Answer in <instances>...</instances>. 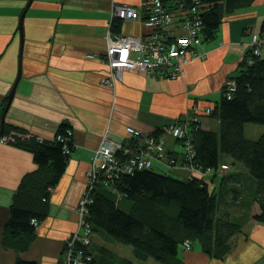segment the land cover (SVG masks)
I'll list each match as a JSON object with an SVG mask.
<instances>
[{
  "label": "crops",
  "instance_id": "1",
  "mask_svg": "<svg viewBox=\"0 0 264 264\" xmlns=\"http://www.w3.org/2000/svg\"><path fill=\"white\" fill-rule=\"evenodd\" d=\"M115 3L142 14L145 0H0V120L3 116V125L38 139H53L65 124L73 145L64 171L50 188L46 216L20 249L18 244L3 245L4 226L22 177L38 166L31 152L12 144L11 135L1 134L0 264H14L17 257L60 264L66 238L82 233L78 205L93 154L105 135L128 137L127 126L143 133L160 130L166 150H174L176 140L165 130L183 115L198 113L202 128L216 127L218 121L213 123L203 109L214 105L226 80L239 69L264 17V0L226 12L215 35L202 44L205 55L190 58L174 79L139 69H125L112 79L104 58ZM145 30L139 19H122L119 33ZM223 161L232 159L222 156ZM259 225L248 236L240 232L223 258L206 253L197 240L190 248L180 245L179 264H264ZM89 250L92 264H121L124 258L131 264H157L152 258H136L130 245L100 231H92Z\"/></svg>",
  "mask_w": 264,
  "mask_h": 264
},
{
  "label": "trees",
  "instance_id": "2",
  "mask_svg": "<svg viewBox=\"0 0 264 264\" xmlns=\"http://www.w3.org/2000/svg\"><path fill=\"white\" fill-rule=\"evenodd\" d=\"M252 1L202 0L203 42L215 35L226 12ZM145 4L146 0L143 9ZM121 22V18L112 16V33H119ZM258 34L264 37V17ZM229 79L234 90L227 96L223 88L210 111L204 113L216 119L218 125L202 128L198 113L193 112L190 115L195 114L199 122L190 123L184 137L189 142L190 153L185 154L182 144L183 153L173 150L176 160L181 157L201 174L191 172L180 177L170 171L143 168L120 172L108 184L98 183L89 194L83 213L91 232L100 231L112 240L130 245L138 259L179 264L178 247L184 241L191 245L197 240L206 253L217 258H223L234 248L237 234L242 231V222L233 217L236 206L248 210L256 204L259 212L252 218L264 221V131L250 138L244 127L247 122L264 125V50L252 54L250 48ZM67 129L65 124H60L53 139H38L26 136L21 128L3 125L2 135L11 131L10 142L31 152L38 166L36 171L22 177L13 194L3 245L18 244L20 249L25 248L37 224L46 216L50 188L64 171L73 146ZM159 131L153 133L161 135ZM56 135L64 137L63 140ZM222 156L230 157L232 162H222ZM220 164L227 168L219 170ZM89 253L92 264L90 250ZM14 264L37 262L17 257ZM121 264H131V260L124 258Z\"/></svg>",
  "mask_w": 264,
  "mask_h": 264
},
{
  "label": "built area",
  "instance_id": "3",
  "mask_svg": "<svg viewBox=\"0 0 264 264\" xmlns=\"http://www.w3.org/2000/svg\"><path fill=\"white\" fill-rule=\"evenodd\" d=\"M201 1L192 0L188 3L184 0H174L172 5H169L170 0H146L143 14L132 6L113 4L112 16L139 19L146 30L143 34L111 33L107 36L104 60L109 68V78H119L125 69H139L154 73L160 78L174 79L183 73V64L190 58L203 57L205 52L202 50ZM251 40V53L261 54L264 50V37L253 33ZM224 88L229 96L234 90L232 79L226 80ZM210 109L206 106L203 112L208 113ZM186 115L165 130L181 142L179 144L184 146L185 152L187 151L185 154L190 153L189 142L184 139L185 134L190 123L199 122L195 114ZM126 130L128 137L118 140L105 135L93 154L91 167L87 172V188L78 205L82 215V233H75L66 238L60 264H89L91 260L87 248L92 232L89 223L84 221L83 213L89 201V194L98 183L108 184L109 179L120 172L154 169L156 162L168 170L187 168L192 170L191 172L201 174L193 165L181 160V157L176 160L173 150H166L161 135L143 133L132 126H127ZM70 132L67 129L66 134L69 136ZM56 138L62 141L64 137L56 135ZM179 152L183 153L181 150ZM223 168H227V165L220 164L219 170ZM208 171L210 172V169ZM182 246L190 248V243L184 241Z\"/></svg>",
  "mask_w": 264,
  "mask_h": 264
},
{
  "label": "rangeland",
  "instance_id": "4",
  "mask_svg": "<svg viewBox=\"0 0 264 264\" xmlns=\"http://www.w3.org/2000/svg\"><path fill=\"white\" fill-rule=\"evenodd\" d=\"M205 42H203V43H205ZM202 113H204V112H202ZM186 116H188V115H186ZM210 120H212L213 123H215V119L214 118H210ZM244 127H245L246 136H248L250 138H256L260 133H262L264 131V125H262V124L247 122ZM8 134L10 135L11 133L9 132ZM8 134L6 136H8ZM9 139H11V137ZM175 144L176 145L174 147V150L180 151L182 147L179 144V142H175ZM225 163L229 164L230 162H225ZM153 168L157 172L170 171L171 174L172 173H176V175L180 176V177L182 175H187V174L191 173V171H192V170L187 169V168H175V169L168 170V169H166L164 167H161L159 162H156L155 166ZM194 173H196V172H194ZM217 182H218V180H217ZM209 187L212 188V184H209ZM251 206L249 207L248 210H244L243 208H240V207L236 206V208H234V210H233V217H236V219H238V220H240L242 222V231H241V233L243 234V236H248L249 233L253 229L258 228V227L255 226L256 222L260 223L259 226H261L260 228L261 229L263 228V230L260 233L259 239H260L261 244H262L261 247L264 248V221H257V220L252 218V215L255 214V213H258L259 211H258V209H255L256 207H251ZM238 234H240V233H238ZM190 247H191V245H190Z\"/></svg>",
  "mask_w": 264,
  "mask_h": 264
},
{
  "label": "water",
  "instance_id": "5",
  "mask_svg": "<svg viewBox=\"0 0 264 264\" xmlns=\"http://www.w3.org/2000/svg\"><path fill=\"white\" fill-rule=\"evenodd\" d=\"M29 1H31V0H29ZM26 7H27V6H26ZM26 7H25V8L23 9V11L21 12V15H20V22H21V20H22V17H23V15H24L25 11H26ZM20 24H21V23H20ZM19 28H20V30H21V25H20ZM15 84H16V82H14V84H13V86H12V88H11L9 94H8V100H7L6 104H5L4 111H3V115H4V113H5V110H6L7 107H8V104H9V102H10V100H11V97H12V95H13V91H14V88H15ZM2 129H3V116L1 117V120H0V137H1V134H2Z\"/></svg>",
  "mask_w": 264,
  "mask_h": 264
}]
</instances>
